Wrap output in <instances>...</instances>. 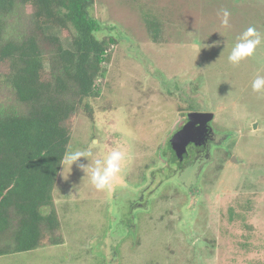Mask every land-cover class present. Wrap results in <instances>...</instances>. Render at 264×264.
Masks as SVG:
<instances>
[{"label": "rangeland", "instance_id": "rangeland-1", "mask_svg": "<svg viewBox=\"0 0 264 264\" xmlns=\"http://www.w3.org/2000/svg\"><path fill=\"white\" fill-rule=\"evenodd\" d=\"M92 15L96 36L115 43L91 117L79 110L67 123L68 150L119 148L122 171L97 191L76 165L65 179L60 167L40 209L54 214L60 243L45 238L0 264H264V92L251 89L264 76V0H94ZM248 27L261 44L233 65ZM191 112L214 114L218 144L177 172L168 145Z\"/></svg>", "mask_w": 264, "mask_h": 264}, {"label": "trees", "instance_id": "trees-1", "mask_svg": "<svg viewBox=\"0 0 264 264\" xmlns=\"http://www.w3.org/2000/svg\"><path fill=\"white\" fill-rule=\"evenodd\" d=\"M94 0H0V257L57 245L51 190L68 150L70 118L91 117L111 37L98 38ZM58 29L60 37L49 34ZM158 41L159 26L147 23ZM63 39L69 42L66 47Z\"/></svg>", "mask_w": 264, "mask_h": 264}, {"label": "clouds", "instance_id": "clouds-1", "mask_svg": "<svg viewBox=\"0 0 264 264\" xmlns=\"http://www.w3.org/2000/svg\"><path fill=\"white\" fill-rule=\"evenodd\" d=\"M228 15L229 13L225 11V24H227ZM260 44L259 33L254 27H248L236 38V42L228 56V61L233 65H239L242 61L252 57ZM251 89L256 93L264 92V76L257 75L251 83ZM92 144H97V141H93ZM124 161L125 153L119 148L107 151L100 158L97 157L96 152L92 148L68 150L59 161L62 167L60 175L64 177L63 173L67 169L68 178L73 165H76L84 173V176L89 178L91 185L97 191H104L111 189L122 171Z\"/></svg>", "mask_w": 264, "mask_h": 264}, {"label": "water", "instance_id": "water-1", "mask_svg": "<svg viewBox=\"0 0 264 264\" xmlns=\"http://www.w3.org/2000/svg\"><path fill=\"white\" fill-rule=\"evenodd\" d=\"M213 118L214 114L208 112H191L187 115L186 124L169 141L168 149L171 151L174 164L178 165L182 161V155L190 141H193L192 137L197 134L198 127H208ZM210 131L211 129L209 128L208 132ZM232 161H235L234 157Z\"/></svg>", "mask_w": 264, "mask_h": 264}, {"label": "flooded vegetation", "instance_id": "flooded-vegetation-1", "mask_svg": "<svg viewBox=\"0 0 264 264\" xmlns=\"http://www.w3.org/2000/svg\"><path fill=\"white\" fill-rule=\"evenodd\" d=\"M187 118L185 120V123H183V126L186 124ZM212 123V122H211ZM182 126V127H183ZM181 127V128H182ZM179 128V130L181 129ZM209 131V126L204 127V126H199L197 129V134H195L193 138V141H190V143L186 147V151L182 155V161L176 164H174L172 155H171V160L172 164H174L175 168L177 169V172L184 171L188 168L190 164H197L196 162L199 161V159L202 157V155L205 156V159L208 158V148H210L211 145L213 144H218L216 140L218 138L214 137V134ZM176 133V132H175ZM138 203L137 205H139Z\"/></svg>", "mask_w": 264, "mask_h": 264}]
</instances>
